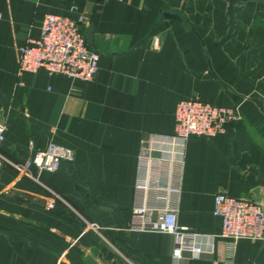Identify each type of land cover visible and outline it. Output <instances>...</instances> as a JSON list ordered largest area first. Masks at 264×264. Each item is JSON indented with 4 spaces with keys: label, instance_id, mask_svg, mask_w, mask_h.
Returning <instances> with one entry per match:
<instances>
[{
    "label": "crops",
    "instance_id": "0c3cea01",
    "mask_svg": "<svg viewBox=\"0 0 264 264\" xmlns=\"http://www.w3.org/2000/svg\"><path fill=\"white\" fill-rule=\"evenodd\" d=\"M89 4L92 80L18 70L46 14L85 17ZM172 11L184 21L161 19ZM194 96L237 106L241 120L185 142L176 216L203 252L174 258L172 234L132 227L137 154L142 138L172 133L177 102ZM252 98L264 103V0H0L2 151L73 150L41 174L63 199L54 209L37 184L0 169V264H264V240L231 244L213 214L218 192L264 204V113Z\"/></svg>",
    "mask_w": 264,
    "mask_h": 264
},
{
    "label": "built area",
    "instance_id": "2783aa9c",
    "mask_svg": "<svg viewBox=\"0 0 264 264\" xmlns=\"http://www.w3.org/2000/svg\"><path fill=\"white\" fill-rule=\"evenodd\" d=\"M106 1V0H102ZM87 19L83 15L46 14L40 23L39 36L28 39L20 47L18 70L59 74L82 81L92 80L99 69L100 54L90 48L84 32ZM173 131L142 138L137 154L134 182L135 202L131 208L133 228L154 227L174 238L172 255L181 258L188 252L192 258L202 252L198 234L177 222V201L180 195L183 149L191 136L213 137L223 133L232 122L241 120L237 106L215 105L199 96L179 100L174 109ZM5 125L0 123V169L9 168L19 176L48 190L53 199L63 200L41 178L43 172H55L62 161L73 160V150L65 145L49 142L24 160H14L2 151ZM179 176V178H180ZM164 196L163 203L149 204V196ZM213 214L220 218L219 236L235 244L238 240H264V204L250 197H234L218 192L213 199ZM159 217L152 221V212ZM90 228L97 230L92 224ZM129 264H134L128 261Z\"/></svg>",
    "mask_w": 264,
    "mask_h": 264
},
{
    "label": "water",
    "instance_id": "95a60500",
    "mask_svg": "<svg viewBox=\"0 0 264 264\" xmlns=\"http://www.w3.org/2000/svg\"><path fill=\"white\" fill-rule=\"evenodd\" d=\"M90 10H91V4H89V6L86 8L85 17L90 16ZM163 18H172V19H177L179 21H184V18L182 17V15L176 11L163 13L161 15V19ZM186 28L191 29L190 26H187ZM91 33H92V27H90L89 30L87 31L88 40H91ZM252 101L257 105L260 111L264 113V103L262 102V100L258 98H252Z\"/></svg>",
    "mask_w": 264,
    "mask_h": 264
},
{
    "label": "rangeland",
    "instance_id": "374dc122",
    "mask_svg": "<svg viewBox=\"0 0 264 264\" xmlns=\"http://www.w3.org/2000/svg\"><path fill=\"white\" fill-rule=\"evenodd\" d=\"M49 186V185H48ZM52 190H54L51 186H49ZM41 188V187H40ZM48 195H49V200L46 202V207H47V203L49 201H51L53 199V195L46 189L42 188ZM55 191V190H54ZM56 192V191H55ZM56 200H60V199H54V207L53 208H49V209H54L55 208V204H56ZM48 208V207H47Z\"/></svg>",
    "mask_w": 264,
    "mask_h": 264
}]
</instances>
